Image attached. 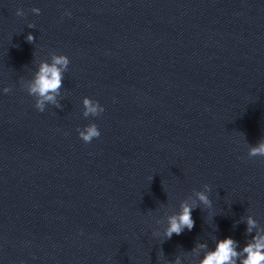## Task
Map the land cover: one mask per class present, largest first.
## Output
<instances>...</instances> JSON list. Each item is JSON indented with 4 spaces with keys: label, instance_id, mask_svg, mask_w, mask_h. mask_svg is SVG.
I'll use <instances>...</instances> for the list:
<instances>
[{
    "label": "water",
    "instance_id": "1",
    "mask_svg": "<svg viewBox=\"0 0 264 264\" xmlns=\"http://www.w3.org/2000/svg\"><path fill=\"white\" fill-rule=\"evenodd\" d=\"M54 55L70 63L40 112L28 87ZM261 141L264 0H0V264L242 253L264 234ZM184 203L194 226L168 238Z\"/></svg>",
    "mask_w": 264,
    "mask_h": 264
},
{
    "label": "clouds",
    "instance_id": "2",
    "mask_svg": "<svg viewBox=\"0 0 264 264\" xmlns=\"http://www.w3.org/2000/svg\"><path fill=\"white\" fill-rule=\"evenodd\" d=\"M32 12L39 14L40 9L33 8ZM16 14L23 16L24 12L22 9H17ZM26 39L29 42H33L35 37L29 34ZM69 63V58L66 55H54L51 64L47 62L41 63L38 72L28 87L29 95L37 97L35 108L38 111H44L46 101L56 102V95L62 86V71L67 69ZM3 92L8 93L9 89L5 88ZM83 104L85 117H95L104 111L103 106L98 101L85 98ZM78 133L85 143H90L94 138H98L101 135L95 123L86 125L83 130H78ZM249 156L264 157V141H261L258 146L252 147ZM208 187L206 184L205 188L207 189ZM197 197L203 204L211 205V200L205 192H198ZM192 211V206L187 203L182 204L181 211L169 217V226L165 232L166 237L171 238L173 234L180 235L185 228L191 230L195 223L192 218ZM247 224V231L250 233L256 227V221L249 217ZM235 245L236 242L232 238L217 241L215 250L206 253L200 264H236V258L242 254L244 258L241 259L240 264H264V234L258 233L254 236L252 242L245 245L242 253L236 251Z\"/></svg>",
    "mask_w": 264,
    "mask_h": 264
}]
</instances>
